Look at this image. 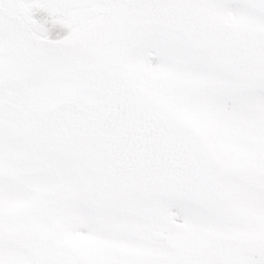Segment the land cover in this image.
<instances>
[{"label":"snow or ice","instance_id":"1","mask_svg":"<svg viewBox=\"0 0 264 264\" xmlns=\"http://www.w3.org/2000/svg\"><path fill=\"white\" fill-rule=\"evenodd\" d=\"M0 264H264V0H0Z\"/></svg>","mask_w":264,"mask_h":264}]
</instances>
